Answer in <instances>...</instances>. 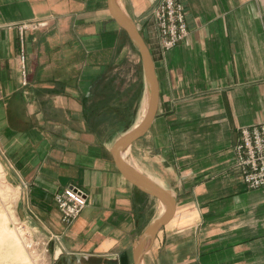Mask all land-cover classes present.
Instances as JSON below:
<instances>
[{
  "label": "crops",
  "instance_id": "0c3cea01",
  "mask_svg": "<svg viewBox=\"0 0 264 264\" xmlns=\"http://www.w3.org/2000/svg\"><path fill=\"white\" fill-rule=\"evenodd\" d=\"M116 1L158 82L154 118L123 155L175 198L140 264H264V189L246 188L232 159L240 128L264 122V0H181L188 34L167 50L150 16L158 0ZM35 20L47 26L20 32ZM143 94L140 55L108 0H0V154L21 184V222L52 237L49 264H134L137 239L164 211L111 153ZM68 183L87 204L64 226L53 197Z\"/></svg>",
  "mask_w": 264,
  "mask_h": 264
},
{
  "label": "built area",
  "instance_id": "2783aa9c",
  "mask_svg": "<svg viewBox=\"0 0 264 264\" xmlns=\"http://www.w3.org/2000/svg\"><path fill=\"white\" fill-rule=\"evenodd\" d=\"M161 47L167 50L180 43L188 34L185 8L181 0H158L151 8ZM260 18L264 30V11ZM46 20L25 21L18 25L20 32L37 30L47 26ZM18 51L19 79L22 86L29 83L26 65V51L20 37ZM233 168L246 188L264 189V122L241 127L237 141L232 146ZM60 213V221L69 226L78 218L87 204V196L82 188L68 183L53 197ZM29 257L34 264L50 263V244L52 239L40 237L26 224L18 226Z\"/></svg>",
  "mask_w": 264,
  "mask_h": 264
},
{
  "label": "water",
  "instance_id": "95a60500",
  "mask_svg": "<svg viewBox=\"0 0 264 264\" xmlns=\"http://www.w3.org/2000/svg\"><path fill=\"white\" fill-rule=\"evenodd\" d=\"M108 7L111 15L119 26L123 28L130 42L140 55L144 82L143 105L140 119L135 125L117 137L111 148L112 157L117 168L128 181L142 191L158 198L164 204V211L144 229L136 241L133 249V263L140 264L144 252L148 249L157 231L173 216L175 198L167 190L132 167L123 155L125 149L147 131L154 118L158 101V82L150 51L135 22L119 6L116 0H108Z\"/></svg>",
  "mask_w": 264,
  "mask_h": 264
},
{
  "label": "rangeland",
  "instance_id": "374dc122",
  "mask_svg": "<svg viewBox=\"0 0 264 264\" xmlns=\"http://www.w3.org/2000/svg\"><path fill=\"white\" fill-rule=\"evenodd\" d=\"M126 68L128 73L133 74L132 67ZM9 169L0 154V264H34L18 232V226L24 224L20 218L21 184Z\"/></svg>",
  "mask_w": 264,
  "mask_h": 264
},
{
  "label": "bare ground",
  "instance_id": "6f19581e",
  "mask_svg": "<svg viewBox=\"0 0 264 264\" xmlns=\"http://www.w3.org/2000/svg\"><path fill=\"white\" fill-rule=\"evenodd\" d=\"M126 152V151H125Z\"/></svg>",
  "mask_w": 264,
  "mask_h": 264
}]
</instances>
